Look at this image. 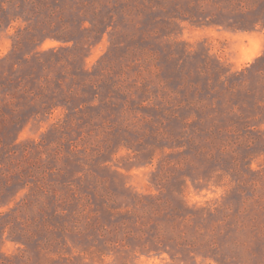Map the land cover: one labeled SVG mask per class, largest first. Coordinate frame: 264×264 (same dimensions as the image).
<instances>
[{
    "label": "rangeland",
    "instance_id": "374dc122",
    "mask_svg": "<svg viewBox=\"0 0 264 264\" xmlns=\"http://www.w3.org/2000/svg\"><path fill=\"white\" fill-rule=\"evenodd\" d=\"M3 1L0 264H264V112L253 107L264 85L255 68L264 74V66L251 67L264 54V0H165V12L152 10L150 0ZM123 4L128 7L120 10ZM112 5L117 25L106 27L103 11ZM175 6L178 19H156ZM92 22L99 23V33ZM170 44L171 58L164 50ZM52 48L63 60L49 62L44 72L25 59ZM105 55L100 68L111 75L95 81L98 89L72 84L67 71L97 72ZM153 57L163 73L180 58L186 66L187 78L168 84L178 91L172 93L178 116L192 113L186 99L202 97L188 85L189 78L201 83L197 65L208 67L205 77L218 75L217 62L231 73L246 71L231 80L246 84L234 96L223 91L213 108L205 107L211 116L202 122L185 128L169 117L161 123L154 108L140 105L137 88L122 80L121 91L105 84L122 79L119 65L151 64ZM39 72L58 88V99L78 104L99 92L94 106L79 113L59 106L25 120L27 92L38 85L29 75ZM129 73L128 83L134 82L133 69ZM72 85L78 95L69 91ZM222 90L220 84L212 95ZM228 99L245 104L243 110ZM232 121L251 130L239 132Z\"/></svg>",
    "mask_w": 264,
    "mask_h": 264
},
{
    "label": "trees",
    "instance_id": "16d2710c",
    "mask_svg": "<svg viewBox=\"0 0 264 264\" xmlns=\"http://www.w3.org/2000/svg\"><path fill=\"white\" fill-rule=\"evenodd\" d=\"M172 3L174 0H170ZM9 2V1H8ZM59 4H62L63 1L59 0ZM165 0H150L149 5L152 6L151 9L152 10H161L163 12L167 11V7L166 4H164ZM1 3V10L5 11L6 8L4 7V1L0 0ZM82 4L84 5L85 3L82 2ZM116 4V3H115ZM99 5V4H98ZM101 5L98 7V10H101ZM141 6V5H140ZM60 7V6H59ZM125 7H128V4H123L121 6L120 10H124ZM117 7L116 5H112L109 7L108 10L103 11V23L107 22L106 27L112 26L113 24L117 25V23H115V16L117 13ZM178 7L175 6L173 11L174 13H171V15L167 16V17H156L157 20L163 21V22H171L173 20L178 19V15H175V13L177 12ZM180 14L186 16V18L192 20V21H200L201 19H198V15L197 13H194L192 11H184L181 12ZM261 19H256V21H252V23H250V26H252V28L256 27L259 23H260ZM202 22V21H201ZM85 23V21H83V24ZM102 23V24H103ZM93 26L95 27V31L97 33H99V27L100 25H98L99 23H93ZM235 28H243L244 30H247L249 27H235ZM34 38V37H33ZM112 43L113 45H115V41L114 38H112ZM140 41H135V45L132 46H137V44H139ZM16 47V46H15ZM130 46H127L126 49L130 50ZM173 45L170 44V46L166 47L164 50L168 53V56L171 57H175V53L173 52ZM134 49V48H133ZM140 50H142V52H146L145 49L140 48ZM135 53L132 51L131 55H134ZM106 56H103L97 63V67H98V71L97 72H91L88 71L86 69L83 68H76V69H72L71 71H67L66 75L70 76L72 78V84L75 85V87H79V88H87L89 85L92 86V89L94 87L97 88V84H96V80L99 79V77H107L110 76V72H108V70L106 68H100V66L102 65V63L105 61ZM8 58V57H6ZM27 62H30L31 64H34L36 67H33V70H36L37 67L40 68V72H44L46 71L49 67L48 64L49 62H52L53 60H55L57 63H60L63 59L61 58V52L60 49L57 48H52L50 50L47 51H43V52H36L34 54H31V56L26 57L25 58ZM153 62L151 64H143L140 66H137L135 64L133 65H119V67L117 68V74L119 77L122 76V79L119 78L116 81L111 83V80H106L105 84L109 85L110 84V89H114V90H118L121 91V88L119 86L120 83H117V81L122 80V82H127V84H129L132 88H137V90H139L142 94V99L140 102V105L143 106L144 108H154V110L156 111L155 113V118H158L161 123H163V119H168L169 117H175L177 119H179L182 124H184L185 128L188 127V125H190L191 123H193L194 121L198 120L202 122V119L205 118V115L207 117L211 116V110L207 109L206 111L204 110L205 107H210L213 108L214 104L217 103V101L221 98V94L223 93V91L227 92L229 94V96H234V91L236 89V87H245L244 85L246 83H240L236 84L234 81H231L232 78L236 75H241L244 76L246 71H243L242 73H231L230 69H227L223 66V64H221L220 62L216 63V67L214 68L215 71L218 72V75L216 76H208L205 77L206 75V70H207V66H201V65H197L196 67V71L197 74L200 76L201 78V83L199 81V79H191L189 78V82L188 85H190L191 87H195L196 89V93H199L202 97H200V101H203L204 106L203 107H199L198 105V100L193 101V100H188L186 99L185 102H187L188 109H190L192 111V113H190L187 116H178L176 114V110L177 107H175V105L172 104L173 102V95L172 93H177V89H175L173 91V89H169L168 88V84L172 83L173 78L175 77L176 80H183L186 79V75L184 74V70L186 68L185 64H183V60L182 58L178 59L173 67V69L171 71H166L165 73H163L162 70V66L160 65V62L158 61L159 59L157 57H153L152 58ZM261 63L262 66H264V54L260 57H258L256 59V61L251 65L252 69L256 67V64ZM152 66H154V68H152ZM133 69V72L136 74V79L134 82H130L128 83V79H129V70ZM191 70V69H190ZM38 73V76L34 77V73H31L29 76L33 77V81H37L38 85H37V91L35 92V89L32 91L27 92L28 96L30 97V104L28 106H26L27 108V113H25L23 115V118L25 120L30 119L32 116H38L39 114H50L53 112V110L59 106H63L66 107L67 109L73 111L74 113H79L80 111H82V108H84V105H88V106H94L93 102L96 101L97 97H98V93L99 92H95L93 95V99H78V104L74 103L73 101H71L69 99V97H56L57 92H58V88H50L49 85L47 84L48 81V77H45L42 73ZM144 72L149 73L150 75H154L155 77H157L159 79L158 83H154L152 82L150 79L147 78L146 75H144ZM255 72H258L260 74H263V70L260 68H255ZM140 79V83H138V79ZM213 79L216 82V85L213 84ZM61 78H58V80H56L58 83L61 82ZM80 81V82H78ZM246 81V80H245ZM244 82V81H243ZM52 84H55V81L53 80ZM157 85V89L155 90L153 85ZM222 84L223 85V90L221 93H219V95H212V93H214L218 87V85ZM73 85L69 88V91H71L72 95H78L75 94L77 92H75L76 90H73ZM178 88H181L182 85L178 84ZM98 89V88H97ZM48 90L50 92H48ZM250 91V90H248ZM252 91V90H251ZM110 92V90L108 91ZM262 97L259 99H255L254 100V104L253 107L258 110L259 114H262L264 112V85L262 87ZM130 99L132 98L131 95H129ZM127 97V98H129ZM74 100H77L76 97ZM228 101H230L232 103V107L233 109L238 108L239 111L243 110V106H245V104H241L238 101H232V99H228ZM148 103V105H144V103ZM180 106L182 107V103H180ZM225 111V110H224ZM146 114H148L147 116H149V119H153L154 116L149 113L148 111L145 112ZM234 115H238L237 117H240V121H242L244 119V121L247 120V116H242V114H234ZM256 116V115H255ZM19 118H21L19 116ZM18 118V119H19ZM231 126V128L235 129L237 131H241V130H245V132L247 133L248 131L251 130V126L249 124L246 123H242L241 128L238 127V123L237 121H232V123L229 125ZM66 183V181H64V184ZM67 184V183H66ZM65 184V185H66Z\"/></svg>",
    "mask_w": 264,
    "mask_h": 264
}]
</instances>
